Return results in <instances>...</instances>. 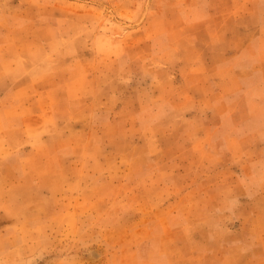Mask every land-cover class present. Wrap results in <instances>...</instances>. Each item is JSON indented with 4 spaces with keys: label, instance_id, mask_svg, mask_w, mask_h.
Masks as SVG:
<instances>
[{
    "label": "rangeland",
    "instance_id": "374dc122",
    "mask_svg": "<svg viewBox=\"0 0 264 264\" xmlns=\"http://www.w3.org/2000/svg\"><path fill=\"white\" fill-rule=\"evenodd\" d=\"M0 264H264V0H0Z\"/></svg>",
    "mask_w": 264,
    "mask_h": 264
}]
</instances>
